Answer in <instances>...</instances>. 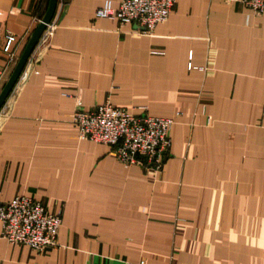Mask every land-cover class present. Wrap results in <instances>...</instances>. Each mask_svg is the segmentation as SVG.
Instances as JSON below:
<instances>
[{
  "label": "crops",
  "instance_id": "0c3cea01",
  "mask_svg": "<svg viewBox=\"0 0 264 264\" xmlns=\"http://www.w3.org/2000/svg\"><path fill=\"white\" fill-rule=\"evenodd\" d=\"M104 1L59 0L1 108L0 205L29 195L62 222L38 252L0 221V264H264V13L178 0L144 34L96 17ZM48 5L0 0V92ZM107 99L176 117L159 173L78 137L71 115Z\"/></svg>",
  "mask_w": 264,
  "mask_h": 264
},
{
  "label": "built area",
  "instance_id": "2783aa9c",
  "mask_svg": "<svg viewBox=\"0 0 264 264\" xmlns=\"http://www.w3.org/2000/svg\"><path fill=\"white\" fill-rule=\"evenodd\" d=\"M257 13H264V0H241ZM178 0H121L115 6L105 0L97 8L99 18L118 20L121 25L135 24L137 31L153 34L157 24L166 21ZM49 26V25H48ZM5 52L11 53L14 34H7ZM188 68L203 69L192 63ZM7 67H0V82ZM79 125L80 139L110 145L125 166L138 164L150 174L159 173L172 146V129L176 117L156 116L147 107L135 113L113 104L109 99L91 110L77 109L72 115ZM2 237L12 244H27L38 252L57 246L62 222L59 213L51 212L43 202L29 195H18L0 205Z\"/></svg>",
  "mask_w": 264,
  "mask_h": 264
},
{
  "label": "water",
  "instance_id": "95a60500",
  "mask_svg": "<svg viewBox=\"0 0 264 264\" xmlns=\"http://www.w3.org/2000/svg\"><path fill=\"white\" fill-rule=\"evenodd\" d=\"M59 0H49L48 8L43 16L40 24L34 30L32 36L30 37L22 55L20 56L14 70L6 81L0 92V111L6 100L8 99L10 93L12 92L14 86L16 85L21 73L23 72L33 50L37 46L39 40L47 29L48 25L54 18V15L57 10Z\"/></svg>",
  "mask_w": 264,
  "mask_h": 264
}]
</instances>
